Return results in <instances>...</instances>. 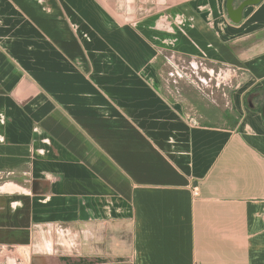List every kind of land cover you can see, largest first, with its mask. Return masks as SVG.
Listing matches in <instances>:
<instances>
[{
    "label": "crops",
    "instance_id": "0c3cea01",
    "mask_svg": "<svg viewBox=\"0 0 264 264\" xmlns=\"http://www.w3.org/2000/svg\"><path fill=\"white\" fill-rule=\"evenodd\" d=\"M246 1L0 0V264H264V0L227 11ZM169 53L243 76L234 127L165 96Z\"/></svg>",
    "mask_w": 264,
    "mask_h": 264
},
{
    "label": "rangeland",
    "instance_id": "374dc122",
    "mask_svg": "<svg viewBox=\"0 0 264 264\" xmlns=\"http://www.w3.org/2000/svg\"><path fill=\"white\" fill-rule=\"evenodd\" d=\"M158 62V80L163 93L170 99L183 102L190 119L222 125L226 112L234 114L230 99L243 77L240 73L203 59L170 53L163 55Z\"/></svg>",
    "mask_w": 264,
    "mask_h": 264
},
{
    "label": "water",
    "instance_id": "95a60500",
    "mask_svg": "<svg viewBox=\"0 0 264 264\" xmlns=\"http://www.w3.org/2000/svg\"><path fill=\"white\" fill-rule=\"evenodd\" d=\"M259 1L260 0L246 1L242 3L236 10H230L229 7H227L229 18L233 23H238L241 19L242 10L249 5L257 4Z\"/></svg>",
    "mask_w": 264,
    "mask_h": 264
},
{
    "label": "trees",
    "instance_id": "16d2710c",
    "mask_svg": "<svg viewBox=\"0 0 264 264\" xmlns=\"http://www.w3.org/2000/svg\"><path fill=\"white\" fill-rule=\"evenodd\" d=\"M260 113L262 115V118L264 120V108L260 109ZM224 120L231 125V127H234L236 124V118H235V114L231 113V112H226L223 115ZM201 123V122H200ZM205 123V122H204Z\"/></svg>",
    "mask_w": 264,
    "mask_h": 264
},
{
    "label": "built area",
    "instance_id": "2783aa9c",
    "mask_svg": "<svg viewBox=\"0 0 264 264\" xmlns=\"http://www.w3.org/2000/svg\"><path fill=\"white\" fill-rule=\"evenodd\" d=\"M189 121L192 122V124H195V123H196V121H194V120H192V119H189ZM191 191H192V196H193V197L198 196V189H197L196 187L192 188Z\"/></svg>",
    "mask_w": 264,
    "mask_h": 264
}]
</instances>
